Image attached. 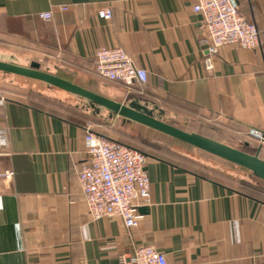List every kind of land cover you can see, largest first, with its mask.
I'll return each instance as SVG.
<instances>
[{"label":"crops","instance_id":"0c3cea01","mask_svg":"<svg viewBox=\"0 0 264 264\" xmlns=\"http://www.w3.org/2000/svg\"><path fill=\"white\" fill-rule=\"evenodd\" d=\"M197 2L0 0V51L22 66L47 62L90 91L121 103L139 100L166 118L264 131V0H238L261 31L262 48L224 47L211 71ZM104 8L112 10L109 22L97 15ZM113 47L148 72L142 93L97 75V51ZM88 126L102 128L78 114L0 100V174L15 173L0 179V264H121L140 246L156 248L169 264H264V198L161 158L148 157L151 201L137 203V229L118 218L93 221L78 182Z\"/></svg>","mask_w":264,"mask_h":264},{"label":"built area","instance_id":"2783aa9c","mask_svg":"<svg viewBox=\"0 0 264 264\" xmlns=\"http://www.w3.org/2000/svg\"><path fill=\"white\" fill-rule=\"evenodd\" d=\"M63 10H66L63 9ZM201 15L207 36V69L214 68V57L227 46L236 45L243 50L258 51L263 41L259 28L239 10L238 0H198L193 8ZM98 17L111 21L110 8L98 12ZM41 18L50 22L52 13H43ZM97 75L127 89L139 92L148 85V72L135 65L129 53L120 47L102 48L95 55ZM3 103L5 97L0 99ZM246 137L264 147V131L248 129ZM86 160L78 174L86 199L87 210L93 221L118 218L127 229L139 227L138 202L148 205L151 201V182L146 166L148 157L142 152L101 136L93 126L87 127L84 139ZM7 171L0 179L14 176ZM121 264H169L164 254L152 246H140L135 253L121 258Z\"/></svg>","mask_w":264,"mask_h":264},{"label":"rangeland","instance_id":"374dc122","mask_svg":"<svg viewBox=\"0 0 264 264\" xmlns=\"http://www.w3.org/2000/svg\"><path fill=\"white\" fill-rule=\"evenodd\" d=\"M0 59L9 61L6 51H0ZM15 59L21 64V59L17 57ZM0 97L22 101L38 108L40 105L50 107L54 114H79L75 107L83 104L77 97L56 89H49L45 84L6 76L3 73H0ZM196 119L201 124L191 129L194 133L242 151L245 150L244 143H249V137L245 136L246 132L236 128L233 124L226 126L214 122L212 119H199L197 117ZM95 129L103 130L100 127H95ZM131 130L130 133H135L142 143L163 146L180 154L184 159L195 161H191V167L200 170L207 178L264 197V183L255 178L252 173L141 126H133ZM252 149L253 151L256 150L255 147Z\"/></svg>","mask_w":264,"mask_h":264},{"label":"water","instance_id":"95a60500","mask_svg":"<svg viewBox=\"0 0 264 264\" xmlns=\"http://www.w3.org/2000/svg\"><path fill=\"white\" fill-rule=\"evenodd\" d=\"M59 72V68L51 72L48 63L38 59L32 60L28 66L20 65L15 57L9 61L0 59V73L44 83L51 89L79 98L84 102V109L92 115H107L110 121L117 118L123 123H134L152 130L243 168L264 183V160L260 157L262 146L253 151L252 145L245 143L242 151L203 135L186 132L167 123L166 113L159 108L149 109L139 100L128 103L114 101L60 77Z\"/></svg>","mask_w":264,"mask_h":264},{"label":"trees","instance_id":"16d2710c","mask_svg":"<svg viewBox=\"0 0 264 264\" xmlns=\"http://www.w3.org/2000/svg\"><path fill=\"white\" fill-rule=\"evenodd\" d=\"M58 75L64 79L69 80L72 83L78 84V85L88 89L89 84L85 83L84 81H76V79H74V77H71L64 72H59ZM6 76H10V77H14V78H20V77H15V76H11V75H6ZM23 79H25V78H23ZM25 80L34 81V80H30V79H25ZM35 82H38V81H35ZM39 83H41V82H39ZM42 84H44V83H42ZM91 84H94V82H92ZM49 89H51V88H49ZM32 107H35V106H32ZM36 108H38V107H36ZM77 108L78 107H75V110L78 111L79 114L78 113H72V114H78L80 116H84L89 121H92L93 123H96L97 125H100L103 128V130L98 132L101 136L108 138L110 140L119 142L121 144H124L128 147L134 148V149L142 152L143 154H145L147 157L161 158V159H164L168 162L176 164L178 166H182L185 169L191 170V171L199 174L202 177H207L200 170H197L195 167H191V161L192 160L184 159L180 154L176 153L175 151L164 148L163 146H160V145H151V144H146V143L140 142L135 133H130V131H132L131 128H133V126H137L136 124H134V123H132V124L123 123L121 119H117V118L110 121L108 119L107 115L100 117V116L92 115L91 113L84 112L85 109L84 110L81 109L82 108L81 106L78 109ZM39 109H43L49 113H53L50 110V107L40 105ZM166 122L171 123L174 127L179 128V129L184 130V131L189 132V133H194L191 131V129L198 126V124H201L198 122L196 117L183 116V115H173V116L169 115V118H166ZM175 141L179 142L177 140H175ZM180 143H182V142H180ZM182 144H184V143H182ZM184 145H186V144H184ZM187 146H189V145H187ZM244 146H245V143H244ZM189 147H191V146H189ZM191 148H193V147H191ZM194 149H196V148H194ZM196 150H198V149H196ZM199 151H201V150H199ZM204 153H206V152H204ZM206 154H208V153H206ZM209 155H211V154H209ZM211 156H213V155H211ZM192 162H195V161H192ZM233 166H235V165H233ZM238 168H240V167H238ZM240 169H243V168H240ZM243 170H245V169H243ZM245 171H247V170H245ZM247 193H250V192H247ZM260 197H262V196H260ZM262 198H264V197H262Z\"/></svg>","mask_w":264,"mask_h":264}]
</instances>
